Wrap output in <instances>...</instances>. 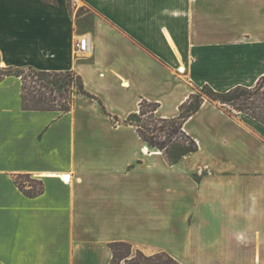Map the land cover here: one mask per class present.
I'll return each mask as SVG.
<instances>
[{
  "label": "crops",
  "instance_id": "crops-1",
  "mask_svg": "<svg viewBox=\"0 0 264 264\" xmlns=\"http://www.w3.org/2000/svg\"><path fill=\"white\" fill-rule=\"evenodd\" d=\"M73 4L85 10L0 0V67L76 71L106 109L81 94L64 113L24 109L21 77L0 81V264H110L114 241L182 264H264V124L205 100L184 125L198 150L169 164L123 123L141 99L174 117L197 86L255 85L264 0ZM27 174L41 194L20 188Z\"/></svg>",
  "mask_w": 264,
  "mask_h": 264
},
{
  "label": "trees",
  "instance_id": "trees-1",
  "mask_svg": "<svg viewBox=\"0 0 264 264\" xmlns=\"http://www.w3.org/2000/svg\"><path fill=\"white\" fill-rule=\"evenodd\" d=\"M7 75L21 77L24 109H52L64 113L72 108L79 94L98 99L87 91L83 77L73 70L0 67V81ZM205 100L216 102L231 115L244 113L264 124V75L251 87L238 85L223 92L216 91L208 84L197 86L180 104L179 114L174 117L158 115V102L141 99L138 111L131 113L123 123L133 125L143 141L151 148L160 150L169 164H175L199 148L184 125ZM99 102L105 109L102 101ZM116 120L122 123L117 117ZM22 177L28 179V186L23 184ZM15 180L28 196H37L44 190L43 181L31 175H19ZM109 245L113 254L110 264H121L123 260L126 264H182L167 251L148 255L127 241H114Z\"/></svg>",
  "mask_w": 264,
  "mask_h": 264
},
{
  "label": "rangeland",
  "instance_id": "rangeland-1",
  "mask_svg": "<svg viewBox=\"0 0 264 264\" xmlns=\"http://www.w3.org/2000/svg\"><path fill=\"white\" fill-rule=\"evenodd\" d=\"M73 1L74 0H69V2H70V5L72 6V10H73V12H75L77 15H78V13H82L84 10H85V8H78L76 5H74L73 4ZM151 148V147H150ZM152 150H155V149H153V148H151ZM21 181L23 182V184L25 185V186H28L29 185V181H28V179L26 178V177H22L21 178ZM121 264H126V261H122V263Z\"/></svg>",
  "mask_w": 264,
  "mask_h": 264
},
{
  "label": "built area",
  "instance_id": "built-area-1",
  "mask_svg": "<svg viewBox=\"0 0 264 264\" xmlns=\"http://www.w3.org/2000/svg\"><path fill=\"white\" fill-rule=\"evenodd\" d=\"M89 44H90V37L85 36L80 38V40L77 43V46L79 47L80 50L85 51L87 47H89Z\"/></svg>",
  "mask_w": 264,
  "mask_h": 264
},
{
  "label": "bare ground",
  "instance_id": "bare-ground-1",
  "mask_svg": "<svg viewBox=\"0 0 264 264\" xmlns=\"http://www.w3.org/2000/svg\"><path fill=\"white\" fill-rule=\"evenodd\" d=\"M149 149L148 148H146V151H148ZM65 179H68V176H65Z\"/></svg>",
  "mask_w": 264,
  "mask_h": 264
},
{
  "label": "water",
  "instance_id": "water-1",
  "mask_svg": "<svg viewBox=\"0 0 264 264\" xmlns=\"http://www.w3.org/2000/svg\"><path fill=\"white\" fill-rule=\"evenodd\" d=\"M159 151V150H158Z\"/></svg>",
  "mask_w": 264,
  "mask_h": 264
}]
</instances>
